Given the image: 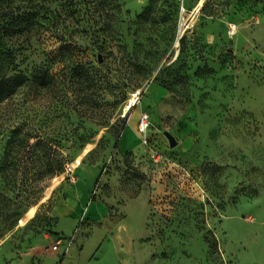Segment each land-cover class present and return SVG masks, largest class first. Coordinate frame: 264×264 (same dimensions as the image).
<instances>
[{
	"label": "rangeland",
	"instance_id": "rangeland-1",
	"mask_svg": "<svg viewBox=\"0 0 264 264\" xmlns=\"http://www.w3.org/2000/svg\"><path fill=\"white\" fill-rule=\"evenodd\" d=\"M85 13L71 60L100 69L95 83L68 105L21 94L0 109V125L19 112L68 157L51 179L38 167L0 176V264H264V0H116ZM89 168L104 217L56 225Z\"/></svg>",
	"mask_w": 264,
	"mask_h": 264
},
{
	"label": "trees",
	"instance_id": "trees-1",
	"mask_svg": "<svg viewBox=\"0 0 264 264\" xmlns=\"http://www.w3.org/2000/svg\"><path fill=\"white\" fill-rule=\"evenodd\" d=\"M94 1L97 3L92 0H0V109L21 94L31 96L34 102L45 96L52 105L57 100L68 105L78 85L95 83L100 69L88 61L71 60V43L86 33L79 30L87 16V5L105 8L116 4V0ZM46 36L58 41L60 48L48 52L43 47ZM40 57L45 61L40 64L32 61ZM57 66L61 68L60 74L55 73ZM13 115L7 122L1 119L4 121L0 125L1 178H8L10 170L28 173L32 167H38L39 176L46 179L61 174L68 163L64 139H51L44 129L27 123L19 112ZM0 197L3 196L0 194ZM30 198L31 195L25 200L28 202ZM19 206H24V202Z\"/></svg>",
	"mask_w": 264,
	"mask_h": 264
},
{
	"label": "crops",
	"instance_id": "crops-1",
	"mask_svg": "<svg viewBox=\"0 0 264 264\" xmlns=\"http://www.w3.org/2000/svg\"><path fill=\"white\" fill-rule=\"evenodd\" d=\"M92 170V168L84 169L80 174L81 176L79 175L77 183L71 184L69 188L66 189L64 193L66 199L64 207L61 208L58 213H56V225H58V223L63 219L79 222L82 220V218H86V215L91 216L95 220H99L104 217L101 208L96 203L90 202V194L95 185V177L97 175V173L93 172ZM90 172L94 173V177L92 179L89 177ZM90 204L92 206L96 205L95 208H97L95 209L96 213H93V215L88 209ZM84 215L85 217H83ZM71 248L69 249L68 253L70 252Z\"/></svg>",
	"mask_w": 264,
	"mask_h": 264
},
{
	"label": "built area",
	"instance_id": "built-area-1",
	"mask_svg": "<svg viewBox=\"0 0 264 264\" xmlns=\"http://www.w3.org/2000/svg\"><path fill=\"white\" fill-rule=\"evenodd\" d=\"M182 10H184V9H182ZM234 32H235V27L231 26L229 34L232 35ZM150 126H151V121H150L149 115L146 112H142L140 114V117H139L138 132H139V134H140V136L142 138V142L144 144H148V142L150 140L149 137H148V131L150 130ZM77 181H78L77 179H71V183L72 184H76ZM68 241L69 240L60 238L58 240L57 244L54 245L53 251L54 252H59L60 244L68 243ZM66 254H67V251H64L63 256H65Z\"/></svg>",
	"mask_w": 264,
	"mask_h": 264
},
{
	"label": "water",
	"instance_id": "water-1",
	"mask_svg": "<svg viewBox=\"0 0 264 264\" xmlns=\"http://www.w3.org/2000/svg\"><path fill=\"white\" fill-rule=\"evenodd\" d=\"M166 136L170 142L171 147H175L177 145L176 139L172 135H170L169 133H166Z\"/></svg>",
	"mask_w": 264,
	"mask_h": 264
},
{
	"label": "bare ground",
	"instance_id": "bare-ground-1",
	"mask_svg": "<svg viewBox=\"0 0 264 264\" xmlns=\"http://www.w3.org/2000/svg\"><path fill=\"white\" fill-rule=\"evenodd\" d=\"M137 99V98H136ZM136 99H134V100H136Z\"/></svg>",
	"mask_w": 264,
	"mask_h": 264
}]
</instances>
